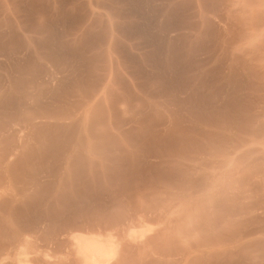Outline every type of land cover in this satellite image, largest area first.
<instances>
[{"label": "rangeland", "instance_id": "374dc122", "mask_svg": "<svg viewBox=\"0 0 264 264\" xmlns=\"http://www.w3.org/2000/svg\"><path fill=\"white\" fill-rule=\"evenodd\" d=\"M4 24L0 264H264V0H0Z\"/></svg>", "mask_w": 264, "mask_h": 264}, {"label": "bare ground", "instance_id": "6f19581e", "mask_svg": "<svg viewBox=\"0 0 264 264\" xmlns=\"http://www.w3.org/2000/svg\"><path fill=\"white\" fill-rule=\"evenodd\" d=\"M6 214V213H5ZM78 235V234H77ZM88 236V235H87ZM90 238V237H89ZM74 239V238H73ZM93 239H94V237H93ZM93 239L92 240H90V239H86V238H84V237H76V240H77V244L76 245H78V246H76L77 247V249H78V251H77V254H81L82 256H84L85 258H87V260L90 258V257H92V256H95L96 257V255L97 256H100V255H103L104 254V249L102 248V245L100 246L99 244V242L97 241V240H95V241H97V242H94L93 241ZM99 239V238H98ZM102 244V243H101ZM104 244V243H103ZM104 247V246H103ZM105 249H106V246H105ZM115 249V248H114ZM109 250V247H108V249H107V251ZM107 251L105 252L106 254H107ZM109 252V251H108ZM81 256V257H82ZM94 259L95 258H93V261H94ZM102 259V258H101ZM96 261V260H95ZM109 261V260H108Z\"/></svg>", "mask_w": 264, "mask_h": 264}, {"label": "crops", "instance_id": "0c3cea01", "mask_svg": "<svg viewBox=\"0 0 264 264\" xmlns=\"http://www.w3.org/2000/svg\"><path fill=\"white\" fill-rule=\"evenodd\" d=\"M0 32H3L4 33V39H5V41H10V40H12V37L14 36V35H16V36H18V37H20V38H23L24 36H25V32H24V30L22 29V27L21 26H19V25H9V24H4V25H2L1 27H0ZM26 50H27V46H26V48H25ZM22 56V55H21ZM0 58H12V56L11 55H7V53L5 54V55H0ZM1 71V70H0ZM0 74H5V75H7L8 74V72H7V70H2L1 72H0ZM116 86H115V84L114 83H109V84H107V87H106V89H110V90H112V89H114ZM117 89H118V87H116Z\"/></svg>", "mask_w": 264, "mask_h": 264}]
</instances>
